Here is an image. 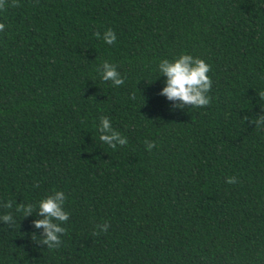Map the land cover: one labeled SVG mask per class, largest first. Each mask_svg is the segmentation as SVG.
<instances>
[{"label": "trees", "instance_id": "1", "mask_svg": "<svg viewBox=\"0 0 264 264\" xmlns=\"http://www.w3.org/2000/svg\"><path fill=\"white\" fill-rule=\"evenodd\" d=\"M0 23V264H264V0H3ZM181 54L209 65L205 107L159 95ZM55 191L49 249L16 209Z\"/></svg>", "mask_w": 264, "mask_h": 264}, {"label": "clouds", "instance_id": "2", "mask_svg": "<svg viewBox=\"0 0 264 264\" xmlns=\"http://www.w3.org/2000/svg\"><path fill=\"white\" fill-rule=\"evenodd\" d=\"M0 5H3V0H0ZM4 29L5 25L0 23V31ZM95 35L100 37L99 33ZM100 38L105 44L110 45L115 42L116 34L109 28L104 31ZM99 71L101 80L110 81L113 86H120L124 83L116 67L107 61L101 64ZM157 71L165 78L164 86L160 89L159 95L169 101H178L179 105H175V107L182 105L205 107L209 104L208 93L211 80L207 75L209 65L204 60L188 54H181L172 60L161 59L157 64ZM256 123L258 126L264 125V116H260ZM97 131L100 133L99 140L109 147L114 148L127 143L126 138L111 127L107 117L101 118ZM152 147L151 142L146 143V149L151 150ZM227 182L233 183L234 178H227ZM65 199V194L62 191H55L35 204L28 203L16 209L23 216L31 215L34 209L36 210V215L40 218L32 221V227L42 230L41 243L49 249H54L60 245V237L65 232L62 225L69 217V213L64 208ZM0 223H13V216L10 214L0 215ZM98 227L104 231L108 225L105 223L98 225Z\"/></svg>", "mask_w": 264, "mask_h": 264}]
</instances>
